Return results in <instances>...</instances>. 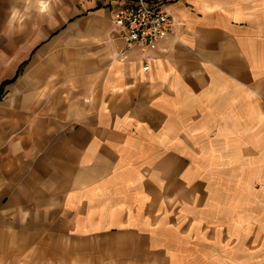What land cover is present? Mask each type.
<instances>
[{
	"label": "crops",
	"instance_id": "1",
	"mask_svg": "<svg viewBox=\"0 0 264 264\" xmlns=\"http://www.w3.org/2000/svg\"><path fill=\"white\" fill-rule=\"evenodd\" d=\"M134 1L0 0V264H264V0Z\"/></svg>",
	"mask_w": 264,
	"mask_h": 264
},
{
	"label": "built area",
	"instance_id": "2",
	"mask_svg": "<svg viewBox=\"0 0 264 264\" xmlns=\"http://www.w3.org/2000/svg\"><path fill=\"white\" fill-rule=\"evenodd\" d=\"M113 18L124 27L126 47H152L170 31V15L162 0H135L124 4L113 13ZM142 68L147 69V65L143 64Z\"/></svg>",
	"mask_w": 264,
	"mask_h": 264
},
{
	"label": "rangeland",
	"instance_id": "3",
	"mask_svg": "<svg viewBox=\"0 0 264 264\" xmlns=\"http://www.w3.org/2000/svg\"><path fill=\"white\" fill-rule=\"evenodd\" d=\"M19 18H16V21L18 20ZM3 20V18H0V21H2ZM0 26L2 27L3 25L0 23ZM1 27H0V29H1ZM0 95H1V91H0Z\"/></svg>",
	"mask_w": 264,
	"mask_h": 264
}]
</instances>
